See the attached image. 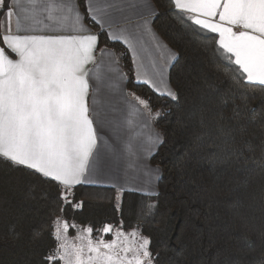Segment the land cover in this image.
<instances>
[{
  "label": "snow or ice",
  "instance_id": "obj_1",
  "mask_svg": "<svg viewBox=\"0 0 264 264\" xmlns=\"http://www.w3.org/2000/svg\"><path fill=\"white\" fill-rule=\"evenodd\" d=\"M161 8L211 41L205 50L227 81L221 88L202 78L190 111L199 129L195 146L214 168L259 147L264 168V112L248 107L250 93L264 92V0H0V164L28 177L32 191L42 187V198L52 192L47 218L31 233L32 241L47 242L29 264H162L141 227L156 209L161 172L152 158L164 143L160 133L144 130L162 113L126 91L132 80L179 100L168 80L178 57L153 26ZM117 44L124 51L114 50ZM257 121L258 144L250 132ZM130 172L145 186H129ZM105 181L115 190V212L123 213L125 192L146 198L135 224H70L84 208L80 186ZM229 207L238 226L220 264H248L257 241L264 246V188L258 206L236 197Z\"/></svg>",
  "mask_w": 264,
  "mask_h": 264
},
{
  "label": "trees",
  "instance_id": "obj_2",
  "mask_svg": "<svg viewBox=\"0 0 264 264\" xmlns=\"http://www.w3.org/2000/svg\"><path fill=\"white\" fill-rule=\"evenodd\" d=\"M153 26L178 57L168 79L179 100L159 96L132 80L126 88L127 92L147 99L154 111L162 113L153 124L164 140L152 158V165H158L161 172L157 183L159 196L153 198L156 209L144 218L142 231L152 237L154 246H158L162 264H220L223 256L232 249V237L238 226L230 202L240 197L246 207L249 204L258 206L264 188L260 149L256 147L254 154L234 160L230 166L216 164L215 168L197 149L194 138L199 129L196 118L190 117V111L198 102L202 78L207 76L224 88L227 84L224 72L215 66L211 54L205 50L204 46L211 41L183 29L167 14L166 8L160 9ZM114 50L124 51L118 44ZM121 66L128 71L130 57H122ZM250 95L255 99L248 102V107L264 112V92L257 89ZM259 123L257 121L250 128V132L255 133L256 144L261 135ZM245 177L249 181L246 186L242 183ZM78 192L84 208L69 217V223L78 226L82 222L84 226L91 223L97 228L105 222L118 225L121 220L126 228L129 224L134 225L146 199L139 193L125 192L121 214L113 209V188L82 185ZM42 193V187L31 190L28 177L0 164V264H29L43 250L47 238L44 242L31 240L32 231L47 218L51 208L52 192L47 199L42 198ZM255 216H260L259 211ZM249 256L248 264L264 259V246L257 241Z\"/></svg>",
  "mask_w": 264,
  "mask_h": 264
},
{
  "label": "crops",
  "instance_id": "obj_3",
  "mask_svg": "<svg viewBox=\"0 0 264 264\" xmlns=\"http://www.w3.org/2000/svg\"><path fill=\"white\" fill-rule=\"evenodd\" d=\"M161 38V37H160ZM162 40V39H161ZM162 42L167 46V48L169 49V50H171V52L173 53V54H176L171 48H169V46L162 40ZM154 55H156L157 57H158V53H154ZM175 62V61H174ZM173 62V63H174ZM146 63H147V61H146ZM169 74V73H168ZM169 80V79H168ZM127 91V90H126ZM130 99H131V97H129ZM149 131H154V132H158L156 129H155V127L152 125V127H151V129H145L144 130V133H145V135H147V133L149 132ZM159 133V132H158ZM155 152H156V150H155ZM154 167V166H153ZM126 181H127V184L129 185V186H131V187H142V186H145V178L144 177H142L141 175H139V174H137V173H135V172H130L129 173V175L128 176H126L125 178H124ZM155 183V187H156V191H157V183H158V181H155L154 182ZM84 186H89V187H101V188H111L110 187V184H109V182L108 181H105V182H103V183H101V184H96V185H84ZM140 194V193H139Z\"/></svg>",
  "mask_w": 264,
  "mask_h": 264
},
{
  "label": "rangeland",
  "instance_id": "obj_4",
  "mask_svg": "<svg viewBox=\"0 0 264 264\" xmlns=\"http://www.w3.org/2000/svg\"><path fill=\"white\" fill-rule=\"evenodd\" d=\"M76 231L77 230H75V229H69V232H68V235H69V237L70 238H74L75 237V235H76ZM96 234H98V233H94V235H96Z\"/></svg>",
  "mask_w": 264,
  "mask_h": 264
}]
</instances>
